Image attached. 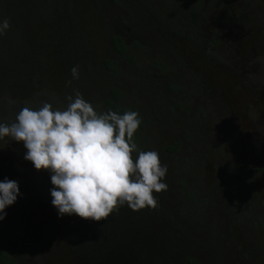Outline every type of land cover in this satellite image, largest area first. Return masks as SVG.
Returning a JSON list of instances; mask_svg holds the SVG:
<instances>
[{"label":"rangeland","instance_id":"374dc122","mask_svg":"<svg viewBox=\"0 0 264 264\" xmlns=\"http://www.w3.org/2000/svg\"><path fill=\"white\" fill-rule=\"evenodd\" d=\"M18 1L16 28L0 22V246L17 264H141L142 253L155 264H264V0ZM112 32L134 41L131 59L111 49ZM111 86L146 119L130 157L106 147ZM50 105L65 112L42 127ZM244 159L256 189L223 193L217 176ZM76 160L84 176L100 161L103 206L95 198L90 215L106 206L140 237L123 239L108 218L98 233L72 198L52 193L48 162L71 197L87 200ZM177 179L200 198L183 217ZM8 232L24 245L6 244Z\"/></svg>","mask_w":264,"mask_h":264},{"label":"trees","instance_id":"16d2710c","mask_svg":"<svg viewBox=\"0 0 264 264\" xmlns=\"http://www.w3.org/2000/svg\"><path fill=\"white\" fill-rule=\"evenodd\" d=\"M198 2L200 3V1L198 0ZM2 3L5 4V7L3 9V11L0 13V22L1 21H6L7 23H9V25L11 26L12 29L16 28L15 23H17V19L19 18L18 15L21 14V17L24 16V12H20L22 10L21 4H23V2L21 3L18 0H3ZM25 4V3H24ZM3 23V22H2ZM6 23V24H7ZM110 46L111 49L114 51V53H127L129 56V59H131L130 56V48L131 46L134 44V41L132 43H127L123 40L122 36L118 33V32H112L110 35ZM9 55H12V53H10ZM30 56H26V61L23 63L24 59L21 61V58L19 59L21 64L23 63L24 67L22 68L21 72H22V80L25 81V83L29 82V80H32L33 77L32 75L29 74V70L28 73L26 71V68L29 65V58ZM114 62H116L115 59H108L105 58L103 60V64L106 67H111ZM2 66V65H1ZM3 67V66H2ZM16 71V69H15ZM5 72V69H2V73ZM31 83V82H30ZM27 87L24 86L23 84H21V89ZM25 91V90H22ZM28 95L27 94H22L20 95L19 98V105L21 107V105L23 104L22 99L26 100V97ZM32 100V98L30 99ZM104 102L107 105V110L104 114V117H100V122L101 124L106 127L105 130L106 131V135H107V142L108 144L106 145V147H110L111 150L113 151V153L118 152L126 155L127 157H130V155L132 154V152L134 151V149L136 148V137L139 136L140 134V130H142V126L140 123V119L142 120H146L145 117L143 116L141 109L138 108L135 104H133L131 101L125 99V98H121L119 90L116 86H111L109 88V93L108 95L104 98ZM49 100L47 101V103L43 104L41 108H43L44 106H48ZM65 112L63 109H60L58 111V108L52 110L51 109V105H50V109L48 113H45V115L43 116L42 120L38 119L39 122L41 121V125L42 127H48L50 126L52 120H54V118L57 116L59 117L60 115H62V113ZM66 112H70L69 110H66ZM56 117V118H57ZM7 133V132H6ZM140 142V141H139ZM177 146V142H173L170 145H166L164 146V148L166 149L167 152H173L176 149ZM106 149L102 148L101 151L104 152ZM109 152V151H108ZM110 154V153H109ZM41 162L43 163L46 159H42L41 155H38ZM50 162H48L47 164V168L45 169V173L49 174V172H54L55 177L53 178V180H51V191L52 193H54L55 196L59 197V193H61V201L63 203L69 202V200H72V204H75L77 207L79 206L81 209L85 210L86 214L90 217V221H92L93 219H95L96 225H94V227H97V231L99 233V229H101V225L103 222H105V220L103 219H113L112 224L110 225L111 227H113L115 230H117V232L119 234H121L123 236V239H127L129 237L132 238V236H134V238L136 237H140V225H136L133 227H128V226H124L121 225V219L120 216H118L117 214H115L114 216H109L107 215V209L106 206L102 209V211L100 213H98L97 217L91 216L90 214L92 213H96V208L94 205H90L89 203L91 201H95L94 199L97 198V194L98 191H94V188L96 187V182L98 181V177H100V173H101V168H100V161L99 163L95 164V170L96 172H90V171H85L86 174L84 176V173L82 175V173H80V161L76 160V162H74V164L72 163V167H74V171L72 172L75 176H77L78 179H80L82 181L81 185L84 186L86 188L85 196L86 199H83L81 196H77L75 198H77V200H75L73 197L70 196V194L68 193L69 190L67 187V183H66V178H60L57 175L56 170H51V165L49 164ZM99 167H98V166ZM76 166V167H75ZM253 167H248L246 166L243 162H240L239 164H237L235 167H229L227 169V173H221L219 175V178L216 181V185L220 187V190L225 193V194H236L235 192V188H233L232 186H230L228 184L229 181V174L231 176H233L234 179H236L237 182H239V179L242 177L245 178V182H246V186H251V180L249 179V172L253 171ZM82 172V171H81ZM62 177V176H61ZM94 180V181H93ZM95 180H97L95 182ZM231 181V180H230ZM176 182L181 186V197L182 200L183 199H187L188 201H183L180 203V206H178L177 208H174L175 210H177L182 217L187 215L188 211H185L186 208L189 209L191 206H197L199 205V201L200 198L196 197V192L194 190H188L189 187L188 185H185L182 179H177ZM80 186V187H82ZM57 189H64L61 192H57ZM103 192V191H102ZM62 194L64 196H62ZM129 198L128 200L133 202V198L132 196H130L128 194ZM89 197V199H88ZM204 199H202L203 202ZM76 202V203H75ZM95 202H97V204H99L100 206H103V203L101 201V199H98V201L96 200ZM186 205L188 207H186ZM63 206H66V204H62L60 203V207L62 208ZM173 210V211H175ZM144 214V212H142ZM168 214H171V212H168ZM96 215V214H95ZM145 215V214H144ZM140 220H142V218H139ZM109 222V221H108ZM120 224V225H119ZM109 225V224H108ZM108 228V227H107ZM106 228V229H107ZM22 231V230H21ZM103 232V231H102ZM110 236L109 234L107 235V237ZM106 237V238H107ZM25 240L27 239L24 238ZM105 239V238H104ZM3 240L6 244H18V246L24 245L25 240H21L19 235H15L12 232H8L7 234H5L3 236ZM106 241V239H105ZM108 241V240H107ZM106 243V242H105ZM145 246V244H144ZM143 246V248H144ZM150 247V245H147ZM140 247V246H139ZM153 253H156L154 251H152ZM141 257L143 259V262H141V264H155V263H150L148 262V258H147V253H142ZM145 260V261H144ZM184 263L185 264H196L197 261V257L195 256H186L184 259ZM200 261V260H199ZM0 264H17V260L13 257V255L4 247V246H0Z\"/></svg>","mask_w":264,"mask_h":264},{"label":"flooded vegetation","instance_id":"af4514ba","mask_svg":"<svg viewBox=\"0 0 264 264\" xmlns=\"http://www.w3.org/2000/svg\"><path fill=\"white\" fill-rule=\"evenodd\" d=\"M257 63H259V60L257 59V61H256ZM258 113H259V111H258ZM255 120H256V118L254 117V119L251 121V124L250 125H253V127H255ZM259 119H257L256 121H258ZM261 153L263 154V156H264V150L263 151H261ZM240 162H243L246 166H248V167H253L254 169H253V171H251V172H249V179L251 180V186H249L250 187V189L251 188H255L256 189V187H257V183H256V179H255V176H254V173H255V171H256V167L253 165V164H251L247 159H244V160H238V161H236L233 165H231V166H229V167H235L237 164H239ZM263 167H264V163H263ZM223 173H227V170H225ZM221 174V173H220ZM219 174V175H220ZM219 175L217 176V179L219 178ZM217 179H216V181H217ZM229 181H228V184L230 185V186H232L233 188H235V192H236V194H238L239 192H241L242 191V189L244 190V187H243V185L245 184V186H246V180H245V178L243 177H241L240 179H239V182H237L236 181V179H234L233 178V176H231L230 174H229ZM231 180V181H230ZM216 181H215V184H216ZM214 184V185H215ZM238 188H237V187ZM216 187L217 188H219L220 189V187L219 186H217L216 185Z\"/></svg>","mask_w":264,"mask_h":264}]
</instances>
